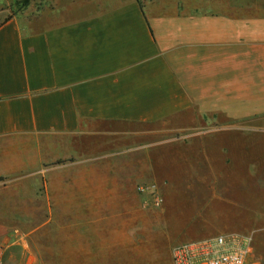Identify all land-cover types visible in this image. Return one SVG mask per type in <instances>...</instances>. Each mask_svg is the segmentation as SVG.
I'll list each match as a JSON object with an SVG mask.
<instances>
[{
	"label": "crops",
	"instance_id": "obj_1",
	"mask_svg": "<svg viewBox=\"0 0 264 264\" xmlns=\"http://www.w3.org/2000/svg\"><path fill=\"white\" fill-rule=\"evenodd\" d=\"M140 184L178 240L248 236L264 264V0H30L0 19V244L68 233L75 255L136 264Z\"/></svg>",
	"mask_w": 264,
	"mask_h": 264
},
{
	"label": "rangeland",
	"instance_id": "obj_2",
	"mask_svg": "<svg viewBox=\"0 0 264 264\" xmlns=\"http://www.w3.org/2000/svg\"><path fill=\"white\" fill-rule=\"evenodd\" d=\"M29 3V2H28ZM28 3L1 1L0 19L23 8ZM158 190V189H157ZM140 203H137V261L136 264H172L171 249L183 242L178 240L176 227L167 223L166 210L163 208L161 194L159 205L145 204L144 194L138 190ZM82 249H76L69 240V234L51 231L46 234L15 236L0 244L2 264H119V258L114 256L93 257L75 255L86 253V241ZM113 252V251H108ZM128 259V258H127ZM126 264H128L126 262Z\"/></svg>",
	"mask_w": 264,
	"mask_h": 264
},
{
	"label": "built area",
	"instance_id": "obj_3",
	"mask_svg": "<svg viewBox=\"0 0 264 264\" xmlns=\"http://www.w3.org/2000/svg\"><path fill=\"white\" fill-rule=\"evenodd\" d=\"M143 202L159 205L160 197L154 184H140ZM251 239L237 234L216 235L202 240L182 242L171 249L173 264H259L248 259ZM0 264L1 251H0Z\"/></svg>",
	"mask_w": 264,
	"mask_h": 264
},
{
	"label": "trees",
	"instance_id": "obj_4",
	"mask_svg": "<svg viewBox=\"0 0 264 264\" xmlns=\"http://www.w3.org/2000/svg\"><path fill=\"white\" fill-rule=\"evenodd\" d=\"M30 0H22V1H19L20 3H24V4H26V3H28Z\"/></svg>",
	"mask_w": 264,
	"mask_h": 264
}]
</instances>
